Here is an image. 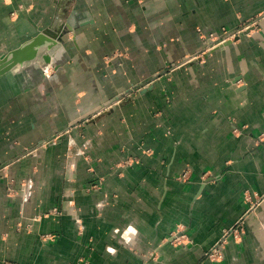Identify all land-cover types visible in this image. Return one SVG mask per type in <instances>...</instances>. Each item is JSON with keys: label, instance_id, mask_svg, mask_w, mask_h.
I'll use <instances>...</instances> for the list:
<instances>
[{"label": "crops", "instance_id": "obj_1", "mask_svg": "<svg viewBox=\"0 0 264 264\" xmlns=\"http://www.w3.org/2000/svg\"><path fill=\"white\" fill-rule=\"evenodd\" d=\"M60 23L0 79V264H264V203L205 256L264 192V0H0V56Z\"/></svg>", "mask_w": 264, "mask_h": 264}, {"label": "water", "instance_id": "obj_2", "mask_svg": "<svg viewBox=\"0 0 264 264\" xmlns=\"http://www.w3.org/2000/svg\"><path fill=\"white\" fill-rule=\"evenodd\" d=\"M69 30L71 27L67 24L52 25L19 48L1 55L0 79L12 70L22 69L28 63H37L41 57L45 63H50L52 52L59 46Z\"/></svg>", "mask_w": 264, "mask_h": 264}, {"label": "rangeland", "instance_id": "obj_3", "mask_svg": "<svg viewBox=\"0 0 264 264\" xmlns=\"http://www.w3.org/2000/svg\"><path fill=\"white\" fill-rule=\"evenodd\" d=\"M201 35L202 32H200ZM216 38V37H214ZM224 43V41L217 42V44ZM196 58H191L190 60H195ZM129 95H126L125 98H128ZM124 101L122 99L120 102ZM235 132L238 131L237 128L234 129ZM189 175V171H186L182 177L187 178ZM245 198L249 202V207L246 212V214L239 220L237 223L234 225L226 228L221 235V237L210 247L206 250L205 256L207 259L212 260L213 262H221L224 259V253L223 249L225 248L227 241L230 237L234 236V238H240L244 232V221L247 218V216L251 213H253L261 204L264 203V192L260 193L257 191H252L247 189L245 191ZM174 244L180 243V237L175 236L174 239L172 240Z\"/></svg>", "mask_w": 264, "mask_h": 264}, {"label": "built area", "instance_id": "obj_4", "mask_svg": "<svg viewBox=\"0 0 264 264\" xmlns=\"http://www.w3.org/2000/svg\"><path fill=\"white\" fill-rule=\"evenodd\" d=\"M213 35L210 36V38L212 37ZM213 38V37H212Z\"/></svg>", "mask_w": 264, "mask_h": 264}]
</instances>
